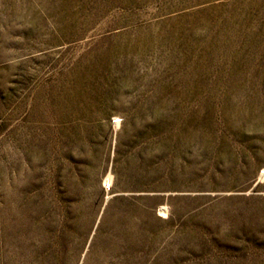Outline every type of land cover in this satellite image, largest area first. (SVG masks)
<instances>
[{
  "label": "rangeland",
  "instance_id": "rangeland-1",
  "mask_svg": "<svg viewBox=\"0 0 264 264\" xmlns=\"http://www.w3.org/2000/svg\"><path fill=\"white\" fill-rule=\"evenodd\" d=\"M0 264H264V0H0Z\"/></svg>",
  "mask_w": 264,
  "mask_h": 264
},
{
  "label": "water",
  "instance_id": "water-1",
  "mask_svg": "<svg viewBox=\"0 0 264 264\" xmlns=\"http://www.w3.org/2000/svg\"><path fill=\"white\" fill-rule=\"evenodd\" d=\"M117 195H120V194H118V193H117V194H114L113 197H115V196H117Z\"/></svg>",
  "mask_w": 264,
  "mask_h": 264
}]
</instances>
